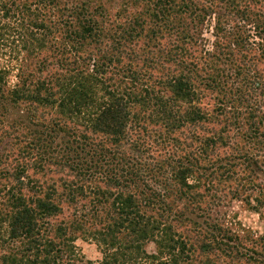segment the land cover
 I'll return each instance as SVG.
<instances>
[{"label": "trees", "instance_id": "1", "mask_svg": "<svg viewBox=\"0 0 264 264\" xmlns=\"http://www.w3.org/2000/svg\"><path fill=\"white\" fill-rule=\"evenodd\" d=\"M13 8L35 18L14 47L0 32V264H77L78 233L99 264L226 252V230L187 212L218 221L189 210L194 191L264 153V0H0Z\"/></svg>", "mask_w": 264, "mask_h": 264}, {"label": "rangeland", "instance_id": "2", "mask_svg": "<svg viewBox=\"0 0 264 264\" xmlns=\"http://www.w3.org/2000/svg\"><path fill=\"white\" fill-rule=\"evenodd\" d=\"M1 1L3 2V0ZM6 1L10 3L13 0ZM19 1L23 3L26 0ZM33 8L36 7L32 6ZM12 14L16 17L12 16L6 19L3 17V11L0 10V20L7 25L6 29H1L0 32L4 34L7 42L11 43L14 40L12 42V47H14L19 43L16 34L17 31L21 30V27L27 32L32 31L31 21L35 18V15L14 10V8ZM206 36L210 37V33H207ZM4 50L10 51V48H4L1 51ZM0 55L3 58V63L9 60V53L7 55L1 53ZM208 96L210 95L207 94L203 101L205 105L212 107L214 100ZM253 145L250 146L255 147ZM250 155L255 156L254 159ZM250 155L248 158L235 160L241 165L228 173L231 176L230 181L226 183L228 186L224 187V183H222L219 185L220 191H194L200 197L196 196L195 200L192 198L193 204L189 205V210H193L199 204L204 208L208 207L211 216L217 218L218 221H208L207 218L199 220L187 212L188 216L203 224L204 221H207L210 224L221 225L226 231L221 232V236H224L225 239L223 240L224 244L219 245V247H224L223 249L227 253L221 249V251L213 250L214 254H202L199 249V245L202 243L199 242L193 252L189 253L192 264H264V153L251 150ZM255 162H258V164L256 165ZM223 188H226V191H222ZM62 206H64L65 214L68 215L71 209H68L66 204ZM197 213H200V211H197ZM218 229L220 228L216 226L215 235L217 236L220 235ZM237 236L242 237L243 243L239 242ZM73 244L76 251L73 261L77 264H87L88 262L99 264L103 260V253L95 240L84 235L81 236V233H78V238ZM145 248L148 252L157 250L154 242H148ZM236 248L241 251L242 257H237L235 254ZM222 253L227 256H223Z\"/></svg>", "mask_w": 264, "mask_h": 264}]
</instances>
